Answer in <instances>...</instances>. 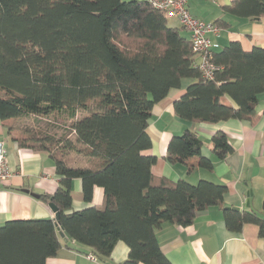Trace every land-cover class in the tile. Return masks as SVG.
Returning a JSON list of instances; mask_svg holds the SVG:
<instances>
[{
  "label": "trees",
  "instance_id": "obj_1",
  "mask_svg": "<svg viewBox=\"0 0 264 264\" xmlns=\"http://www.w3.org/2000/svg\"><path fill=\"white\" fill-rule=\"evenodd\" d=\"M223 9L259 18L264 0H235ZM168 20L147 0H0V119L64 113L72 119L74 135L64 147L79 144L86 162L72 163L64 152L52 150L50 137L31 144L19 140L53 159L59 186L38 196L52 202L59 215L0 225V264H45L61 246L58 228L91 247L96 259L123 241L128 256L121 264H172L155 228L163 222L191 224L198 211L223 200L225 184L154 177L156 157L142 153L151 147L148 120L154 104L185 78L194 81L174 102L179 117L208 123L251 120L264 91V48L246 51L231 41L212 50L218 69L205 79L189 33ZM211 144L219 158L233 151L222 130L212 135ZM201 146V139L186 130L170 139L167 159L198 157V166L210 170L212 161L201 155ZM75 178L81 180L84 202L91 201L94 186L102 187L103 205L71 210ZM224 220L231 231L256 224L264 237V218L255 210L226 209Z\"/></svg>",
  "mask_w": 264,
  "mask_h": 264
},
{
  "label": "crops",
  "instance_id": "obj_2",
  "mask_svg": "<svg viewBox=\"0 0 264 264\" xmlns=\"http://www.w3.org/2000/svg\"><path fill=\"white\" fill-rule=\"evenodd\" d=\"M233 1L188 0L187 3L196 18L219 22V33L210 36L217 44L212 50H219L231 41L239 42L246 51L256 46L264 48V15L238 17L225 12L223 8ZM168 21L179 26L174 18ZM194 58L199 60V56ZM192 81L193 78L183 79L180 87L171 88L154 104L146 128L151 147L142 153L156 157L151 169L156 179L164 177L170 182L185 180L193 184L204 179L225 184L227 193L219 204L198 211L191 224L163 222L155 228V236L161 251L172 264H264V237L259 236L257 225L245 223L240 231H231L224 220L226 209L237 212L252 209L264 218V91L259 94L257 113L251 120L230 118L214 123L191 122L179 117L173 105ZM224 101L235 105L229 96H225ZM12 124V118L0 119V142L11 172L0 185V225L13 219H54L50 202L38 196L52 194L59 186L60 176L54 161L46 151L20 145L11 129ZM186 130L201 139V155L211 159L210 170L198 166V157H190L184 162L167 159L170 139ZM218 130L226 133L233 146V151L224 158L217 157L212 150L211 137ZM71 187V210L103 205L102 187H93L90 202L82 199L80 179H73ZM231 207H238V210ZM59 241L60 248L46 259L45 264H121L128 256V246L123 241L115 243L109 256L95 260L89 258L94 254L91 247L73 239L65 243L60 236Z\"/></svg>",
  "mask_w": 264,
  "mask_h": 264
},
{
  "label": "built area",
  "instance_id": "obj_3",
  "mask_svg": "<svg viewBox=\"0 0 264 264\" xmlns=\"http://www.w3.org/2000/svg\"><path fill=\"white\" fill-rule=\"evenodd\" d=\"M148 3L168 19H176L179 24L189 33L192 41V51L199 60L196 66L201 76L205 79H212L218 66L211 61L212 48L216 46L211 35H217L220 26L214 22H206L193 16L188 8V0H147ZM11 176L6 166L5 151L0 142V185ZM89 258H96L89 255Z\"/></svg>",
  "mask_w": 264,
  "mask_h": 264
},
{
  "label": "rangeland",
  "instance_id": "obj_4",
  "mask_svg": "<svg viewBox=\"0 0 264 264\" xmlns=\"http://www.w3.org/2000/svg\"><path fill=\"white\" fill-rule=\"evenodd\" d=\"M181 30V29H180ZM182 31V30H181ZM184 34L185 32L182 31ZM84 112H78V116H83ZM72 119L66 118L64 113H51L47 116L27 115L13 119L12 131L26 143L35 142V138L39 141H45L48 137L55 141L54 144H48L52 150L57 153L64 152L65 158L76 164H85V157L81 152L80 145L76 144V149L64 147L65 140H74L71 130ZM59 143V144H58ZM57 144L59 147H57Z\"/></svg>",
  "mask_w": 264,
  "mask_h": 264
},
{
  "label": "water",
  "instance_id": "obj_5",
  "mask_svg": "<svg viewBox=\"0 0 264 264\" xmlns=\"http://www.w3.org/2000/svg\"><path fill=\"white\" fill-rule=\"evenodd\" d=\"M49 205L55 213L54 219H57V217L59 215L57 207L52 202H50ZM231 209L238 210V207H231ZM58 234L62 238L63 242H65V243L67 242V240L71 239L70 236L67 235L66 233H64L62 230H60V228H58Z\"/></svg>",
  "mask_w": 264,
  "mask_h": 264
}]
</instances>
